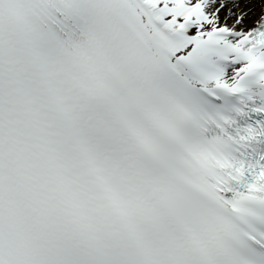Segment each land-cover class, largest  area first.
I'll return each instance as SVG.
<instances>
[{"label":"snow or ice","instance_id":"snow-or-ice-1","mask_svg":"<svg viewBox=\"0 0 264 264\" xmlns=\"http://www.w3.org/2000/svg\"><path fill=\"white\" fill-rule=\"evenodd\" d=\"M0 264H264V0H0Z\"/></svg>","mask_w":264,"mask_h":264}]
</instances>
